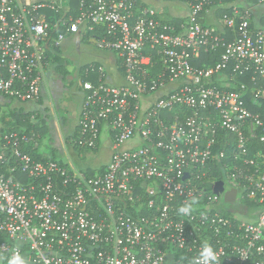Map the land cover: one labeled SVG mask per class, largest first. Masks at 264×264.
Here are the masks:
<instances>
[{
    "label": "built area",
    "instance_id": "obj_1",
    "mask_svg": "<svg viewBox=\"0 0 264 264\" xmlns=\"http://www.w3.org/2000/svg\"><path fill=\"white\" fill-rule=\"evenodd\" d=\"M72 1L0 0V118L15 103L40 104L49 54L69 36L77 49L80 35V46L112 55L121 83L97 62L76 69L83 104L64 144L80 155L108 134L111 161L88 173L43 154L39 111L28 112L31 129L3 125L0 255L192 264L206 240L220 264H264V0H184L190 12L179 22L138 0ZM220 7L231 9L222 28L200 22ZM193 194L196 211L178 215ZM239 200L254 220L225 206Z\"/></svg>",
    "mask_w": 264,
    "mask_h": 264
},
{
    "label": "crops",
    "instance_id": "obj_2",
    "mask_svg": "<svg viewBox=\"0 0 264 264\" xmlns=\"http://www.w3.org/2000/svg\"><path fill=\"white\" fill-rule=\"evenodd\" d=\"M144 4L147 5L148 3L145 2ZM174 5H175V8L171 9L170 11H166L167 13L166 12L164 13V11L162 10L163 7L157 8V7H154L153 5L152 6L156 10L158 17L165 21L182 20L189 15L190 10L185 1L180 0V3L174 4ZM147 6H151V5H147ZM201 20H204L206 24L216 29L222 28V23H220L221 19L219 20L218 18L217 9L211 12H208V13H204ZM74 45L76 49V44L74 43ZM75 52L74 54L78 56L77 60L79 62L78 63L79 66H84L92 62L103 64L107 66L111 72L110 81L117 83V84L121 83V79H119L120 76L112 70L113 57L111 54H108L103 51H98L97 49L94 52L91 49H87L83 51L81 46H80V51L78 52L76 49ZM82 56L90 57L91 58L90 62L82 64V60L79 59V57H82ZM74 68L76 69V65ZM52 72H53V69L50 68V70L48 71L47 86L43 89L42 101L40 102V104L27 103V104H15L13 106H18V105L31 106L32 105L31 108L33 110L39 111L45 117V120L47 121L49 128L50 129L53 128V133L51 134L53 138H50L49 146L51 148H55L56 150H71V149H67L64 143H65V139L68 136V133H70V131H72L77 124L76 120L78 121V117L80 116V112H81V108L83 104V94L80 88H78L77 86L75 87L72 86V89H70L69 87L67 88V91H64L63 93V91L60 90L58 85L53 80H50L49 82V76L51 75ZM53 75L54 74H52V76ZM75 75L76 73L74 74V76ZM66 94H68L67 98L65 97ZM72 108L75 109V114L77 116L75 115L76 119L73 118L75 121L68 126L67 133H64L62 127L60 128L61 120L59 116V111L60 110L67 111ZM24 110L26 111L27 109L24 108ZM104 137L110 138L108 134H103L101 141L104 139ZM107 144L110 145V150H112V143L110 142V139H109V142H107ZM100 146H101V142H100ZM47 147L48 146L46 144L45 146L42 145L41 150H49L50 148H47ZM104 148L105 147H103V149ZM111 157H112V152H111L109 161H111ZM249 217H248L249 220H252V219L254 220L255 215L254 217H250V218Z\"/></svg>",
    "mask_w": 264,
    "mask_h": 264
},
{
    "label": "rangeland",
    "instance_id": "obj_3",
    "mask_svg": "<svg viewBox=\"0 0 264 264\" xmlns=\"http://www.w3.org/2000/svg\"><path fill=\"white\" fill-rule=\"evenodd\" d=\"M138 1L142 3L146 2L148 3L147 5H151V6L153 5L154 7H157V8L163 7L162 10L164 11V13L166 11H170L171 9H174L175 8L174 4L180 3V0H138ZM74 40H75L74 36H69L65 40V42L63 43L60 49V53H62V57L65 59L63 60V70H64L63 75L59 73L57 75L55 70H53L51 75L49 74L50 75L49 82L50 80H53L58 85L60 90L63 91V93L64 91H67V88L70 87V89H72V86L73 87L77 86V77L76 75L74 76V71H73V68L76 65L75 61L78 59V56L76 55L77 53L75 52L76 49L74 45L75 43ZM81 47L83 51L87 49H91L94 52L96 50L93 44L87 45V44L82 43ZM74 52L76 54H74ZM79 59L82 60V64H85V63L90 62L91 58L87 56H82V57H79ZM52 74L54 75L52 76ZM67 95L68 94L65 95L66 98H67ZM15 104H21V103H15ZM31 106H25V108L27 109L26 110L27 113L35 111L31 108ZM75 115H76L75 109L73 108L67 111H64V110L59 111V116L61 120L60 128L62 127L64 133H67L68 126L75 121L74 120L76 119ZM52 133H53V128L52 129L49 128V130L47 129L46 135L43 136V141H44L43 146H45L46 144L48 146L47 148H50L49 141H50V138H53L51 135ZM107 142H109V138L104 137V139L101 141V146L98 150L84 151L80 155L72 150H69L67 152L66 150H55V151L41 150V151L43 154L47 155L48 157H55L57 160H60L64 162L65 164L73 166L79 171L88 172V173H97L99 169L108 165L110 162L109 159H110L112 150H110V145L107 144ZM102 146L105 148L103 149ZM225 206L229 209H233V211L235 212V215L239 219L241 218L242 220H245V221L248 220V215L251 209L248 208L247 206H244V204L241 203L240 200L233 206H228V205H225ZM0 264H7L6 258L2 255H0Z\"/></svg>",
    "mask_w": 264,
    "mask_h": 264
},
{
    "label": "trees",
    "instance_id": "obj_4",
    "mask_svg": "<svg viewBox=\"0 0 264 264\" xmlns=\"http://www.w3.org/2000/svg\"><path fill=\"white\" fill-rule=\"evenodd\" d=\"M184 1V0H183ZM257 0H223L224 4L228 5V4H233L235 2H238L239 4H242L244 6H247L250 3H255ZM72 4H74V6H76L78 4V0H73ZM231 9H226L224 7H220L217 8V12H218V18L219 20L222 19V15L224 13H229ZM260 12H262L261 10H259V12H257V14H255V24L258 25L259 19H260ZM174 22H179L180 20H171ZM200 22L206 24L204 22V20L200 19ZM220 23H222V20H220ZM223 25V23H222ZM49 58L52 61V69L56 71V73L58 74H62L64 73L63 70V60H65L62 57V54L59 53L57 54H49ZM217 59V57H214V59H212L211 63H213L215 60ZM84 67L85 66H81L80 69H78V71H80L81 73L84 72ZM74 74L76 73V69L73 68ZM83 79H85L84 75L82 76ZM25 106H13V107H7L4 110V115L2 118H0L2 124L4 125V127L6 128V132H11V131H22L23 127L26 126L28 129H31V124H29V116L31 113H26L24 110ZM38 122L36 124V126L34 127V129L39 132L42 135V140H41V145H43L44 141H43V136L46 135L47 133V129L49 130V125L47 123L46 120H43V118L41 116H39L37 118ZM68 137V136H67ZM41 150V149H40ZM49 150H53L55 151V148H51ZM54 153V152H53ZM41 158V156H40ZM52 159L57 160L55 157H52ZM60 161V160H59Z\"/></svg>",
    "mask_w": 264,
    "mask_h": 264
},
{
    "label": "clouds",
    "instance_id": "obj_5",
    "mask_svg": "<svg viewBox=\"0 0 264 264\" xmlns=\"http://www.w3.org/2000/svg\"><path fill=\"white\" fill-rule=\"evenodd\" d=\"M200 198L193 194L186 202L177 208L180 216H191L199 206ZM7 264H27L26 259L20 254L18 249H13L7 258ZM192 264H220L217 251L208 241H202L198 254L193 258Z\"/></svg>",
    "mask_w": 264,
    "mask_h": 264
},
{
    "label": "water",
    "instance_id": "obj_6",
    "mask_svg": "<svg viewBox=\"0 0 264 264\" xmlns=\"http://www.w3.org/2000/svg\"><path fill=\"white\" fill-rule=\"evenodd\" d=\"M80 35L77 36V51H80ZM0 128L2 126L0 125ZM188 177V176H187ZM224 191V185L223 182H219L216 186V193H222ZM236 190H233L232 192H229L226 194V202L228 203H234L236 198Z\"/></svg>",
    "mask_w": 264,
    "mask_h": 264
},
{
    "label": "flooded vegetation",
    "instance_id": "obj_7",
    "mask_svg": "<svg viewBox=\"0 0 264 264\" xmlns=\"http://www.w3.org/2000/svg\"><path fill=\"white\" fill-rule=\"evenodd\" d=\"M75 63H76V69H80L81 66L78 65V63H79L78 60Z\"/></svg>",
    "mask_w": 264,
    "mask_h": 264
}]
</instances>
